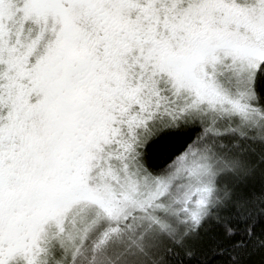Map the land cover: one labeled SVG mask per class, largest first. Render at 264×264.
I'll return each instance as SVG.
<instances>
[{
  "label": "snow or ice",
  "instance_id": "6c2138e0",
  "mask_svg": "<svg viewBox=\"0 0 264 264\" xmlns=\"http://www.w3.org/2000/svg\"><path fill=\"white\" fill-rule=\"evenodd\" d=\"M0 264H264V0H0Z\"/></svg>",
  "mask_w": 264,
  "mask_h": 264
}]
</instances>
